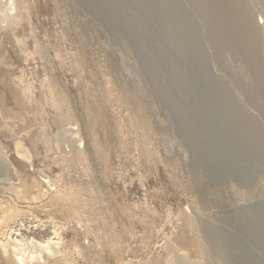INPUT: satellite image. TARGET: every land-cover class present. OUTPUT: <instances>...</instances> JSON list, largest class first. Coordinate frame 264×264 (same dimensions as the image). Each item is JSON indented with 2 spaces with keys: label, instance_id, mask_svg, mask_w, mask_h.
I'll list each match as a JSON object with an SVG mask.
<instances>
[{
  "label": "rangeland",
  "instance_id": "1",
  "mask_svg": "<svg viewBox=\"0 0 264 264\" xmlns=\"http://www.w3.org/2000/svg\"><path fill=\"white\" fill-rule=\"evenodd\" d=\"M0 264H264V0H0Z\"/></svg>",
  "mask_w": 264,
  "mask_h": 264
},
{
  "label": "bare ground",
  "instance_id": "2",
  "mask_svg": "<svg viewBox=\"0 0 264 264\" xmlns=\"http://www.w3.org/2000/svg\"><path fill=\"white\" fill-rule=\"evenodd\" d=\"M28 228V227H27ZM24 229V228H23ZM25 230V229H24ZM18 231V230H17ZM24 234V233H23ZM17 235V234H16ZM22 235V234H21ZM14 240V239H13ZM17 240V239H16ZM15 241V240H14Z\"/></svg>",
  "mask_w": 264,
  "mask_h": 264
}]
</instances>
